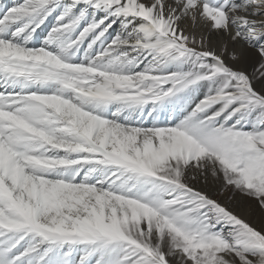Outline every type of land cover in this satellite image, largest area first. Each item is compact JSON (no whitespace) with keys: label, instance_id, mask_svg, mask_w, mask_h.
<instances>
[{"label":"snow or ice","instance_id":"snow-or-ice-1","mask_svg":"<svg viewBox=\"0 0 264 264\" xmlns=\"http://www.w3.org/2000/svg\"><path fill=\"white\" fill-rule=\"evenodd\" d=\"M0 264H264V0L0 2Z\"/></svg>","mask_w":264,"mask_h":264},{"label":"rangeland","instance_id":"rangeland-1","mask_svg":"<svg viewBox=\"0 0 264 264\" xmlns=\"http://www.w3.org/2000/svg\"><path fill=\"white\" fill-rule=\"evenodd\" d=\"M209 182L211 183V178H209ZM239 214H241L242 216H245V218H248L249 222H253V223H258L259 222L258 216H252V217L249 218V217H247L245 211H240Z\"/></svg>","mask_w":264,"mask_h":264},{"label":"bare ground","instance_id":"bare-ground-1","mask_svg":"<svg viewBox=\"0 0 264 264\" xmlns=\"http://www.w3.org/2000/svg\"><path fill=\"white\" fill-rule=\"evenodd\" d=\"M0 2H4V3H8V4H10V3L12 2V0H0ZM197 31H198V30H197ZM212 39H214V37L210 36V37H209V40H212ZM249 70H251V69H249Z\"/></svg>","mask_w":264,"mask_h":264}]
</instances>
